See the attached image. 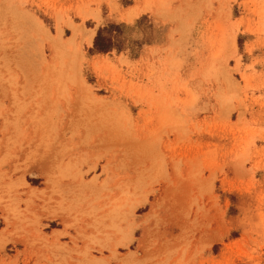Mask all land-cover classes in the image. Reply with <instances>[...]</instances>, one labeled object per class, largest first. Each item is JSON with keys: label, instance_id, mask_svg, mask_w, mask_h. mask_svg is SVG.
Here are the masks:
<instances>
[{"label": "rangeland", "instance_id": "obj_1", "mask_svg": "<svg viewBox=\"0 0 264 264\" xmlns=\"http://www.w3.org/2000/svg\"><path fill=\"white\" fill-rule=\"evenodd\" d=\"M0 264H264V0H0Z\"/></svg>", "mask_w": 264, "mask_h": 264}, {"label": "trees", "instance_id": "obj_2", "mask_svg": "<svg viewBox=\"0 0 264 264\" xmlns=\"http://www.w3.org/2000/svg\"><path fill=\"white\" fill-rule=\"evenodd\" d=\"M110 31V28L102 29L97 32V35L93 43V52L96 54H106L113 49V42L106 39L104 34L107 35Z\"/></svg>", "mask_w": 264, "mask_h": 264}, {"label": "bare ground", "instance_id": "obj_3", "mask_svg": "<svg viewBox=\"0 0 264 264\" xmlns=\"http://www.w3.org/2000/svg\"><path fill=\"white\" fill-rule=\"evenodd\" d=\"M93 35H94L93 31L87 33V38L90 40V42H91V39H92Z\"/></svg>", "mask_w": 264, "mask_h": 264}]
</instances>
